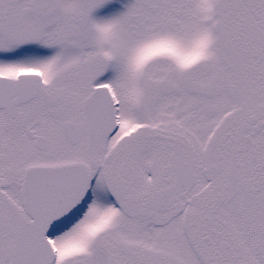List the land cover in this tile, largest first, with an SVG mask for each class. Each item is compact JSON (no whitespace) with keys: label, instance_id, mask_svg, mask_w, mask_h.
<instances>
[{"label":"snow or ice","instance_id":"1","mask_svg":"<svg viewBox=\"0 0 264 264\" xmlns=\"http://www.w3.org/2000/svg\"><path fill=\"white\" fill-rule=\"evenodd\" d=\"M0 264H264V0H0Z\"/></svg>","mask_w":264,"mask_h":264}]
</instances>
